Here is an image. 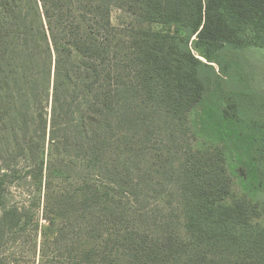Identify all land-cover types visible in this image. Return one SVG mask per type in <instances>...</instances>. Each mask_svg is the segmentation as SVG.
I'll return each mask as SVG.
<instances>
[{"label":"trees","instance_id":"trees-1","mask_svg":"<svg viewBox=\"0 0 264 264\" xmlns=\"http://www.w3.org/2000/svg\"><path fill=\"white\" fill-rule=\"evenodd\" d=\"M252 47L264 0H0V226L27 230L38 198L41 264L47 243L60 264H264L258 206L187 116L213 77L249 110L236 69ZM250 126L264 151V118ZM170 197L185 235L150 216Z\"/></svg>","mask_w":264,"mask_h":264},{"label":"rangeland","instance_id":"rangeland-1","mask_svg":"<svg viewBox=\"0 0 264 264\" xmlns=\"http://www.w3.org/2000/svg\"><path fill=\"white\" fill-rule=\"evenodd\" d=\"M112 16L114 22L125 20L118 10L113 11ZM193 52L203 59L198 50L193 49ZM241 56V63L236 70L242 74L243 81L251 90L246 99L249 110L246 113H234L229 107L231 98L226 95V84L213 77L208 79L202 97L187 116L192 146L197 149L217 148L225 160L233 197H247L258 206L259 216L252 221V228H256L264 227V151L250 122L264 118V48H248ZM9 193V198L19 205L29 200L19 188L12 187ZM5 196L7 198V194ZM35 203H38V198L31 202L33 207L29 212L30 219H27V230L22 228L24 220L18 228L0 226V264H41V261H45L41 257L42 238L44 234L52 235V232L47 229L48 222L42 207H37ZM149 211L157 225L166 223L169 230L186 234L185 221L174 198L158 199ZM37 223L38 235L33 237ZM64 253L62 247L51 243H47L44 249L45 258L52 259L55 264L63 263L61 257Z\"/></svg>","mask_w":264,"mask_h":264}]
</instances>
